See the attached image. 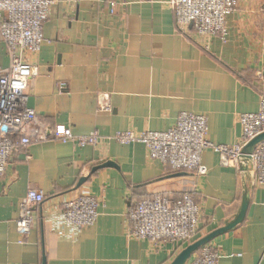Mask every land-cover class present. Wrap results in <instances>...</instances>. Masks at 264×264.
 I'll return each mask as SVG.
<instances>
[{"label": "crops", "instance_id": "crops-1", "mask_svg": "<svg viewBox=\"0 0 264 264\" xmlns=\"http://www.w3.org/2000/svg\"><path fill=\"white\" fill-rule=\"evenodd\" d=\"M169 1L51 5L40 49L26 55L36 73L25 93L28 107L53 135L39 141L32 134L0 178V264H40L43 255L46 264H170L188 244L234 220L244 196L243 220L208 243L219 252L217 264H264V189L239 169L220 165L213 149L203 150L207 172L198 175L150 159L142 143L103 140L80 147L56 137L66 128L102 136L164 131L181 112H192L207 118L213 145L239 142L238 116L256 112L264 90V0L237 1L226 16L225 41L198 36L190 25L179 28ZM8 64L0 39V66ZM104 94L110 112L99 109ZM106 162L112 164L101 166ZM28 188L45 199L33 208V227L22 238L16 219ZM84 192L98 199V216L76 229L62 219V208ZM184 194L202 210L194 241L156 246L128 235L131 202Z\"/></svg>", "mask_w": 264, "mask_h": 264}, {"label": "built area", "instance_id": "built-area-1", "mask_svg": "<svg viewBox=\"0 0 264 264\" xmlns=\"http://www.w3.org/2000/svg\"><path fill=\"white\" fill-rule=\"evenodd\" d=\"M238 0H170L175 23L179 28L191 26L198 36H215L225 41L228 36L226 16ZM55 0H0V39L4 43L9 64L0 66V178L5 174L11 155L26 148L32 134L37 140L52 138L49 129L37 113L28 107L25 90L29 79L36 73V66L26 60V55L39 51L44 40L42 27ZM259 76L260 75H256ZM99 104L101 111L110 112L108 95ZM241 137L234 146L213 145L207 139V118L192 112H181L173 126L164 131L127 130L110 136L96 132L74 134L66 128L56 136L62 143L77 146H95L103 140L119 144L142 143L150 159H156L175 172L204 175L207 168L201 161L205 148L219 155L222 166H232L248 174L253 186L264 189V140L250 151L246 145L264 132V90L256 112L240 113ZM44 194L28 188L16 219L18 234L25 238L34 224L33 208L41 205ZM98 199L90 193H81L66 200L62 219L76 229L94 224L98 216ZM128 235L148 240L158 246L163 241L179 244L194 241L199 234L202 210L190 194L180 197L153 195L128 205ZM219 252L209 243L194 253L191 264H217Z\"/></svg>", "mask_w": 264, "mask_h": 264}, {"label": "water", "instance_id": "water-1", "mask_svg": "<svg viewBox=\"0 0 264 264\" xmlns=\"http://www.w3.org/2000/svg\"><path fill=\"white\" fill-rule=\"evenodd\" d=\"M264 140V132L260 133L259 135H257L255 138H253L245 147L246 151H250L256 144L260 143L261 141ZM111 162H106L104 164H102L101 166H109L111 165ZM100 166V167H101ZM247 209V199L244 196L243 197V201H242V205L241 208L239 210L238 215L236 216V218L234 220H232L230 223H228L227 225L209 233L208 235L195 240L194 242L188 244L175 258L174 260L170 263V264H185L187 262V260L190 258V256L192 255L193 252H195L197 249H199L201 246L207 244L209 241H211L214 237H216L219 234H222L230 229H232L233 227H235L237 224H239L244 216H245V212ZM40 264H46V257L45 255L42 256V260Z\"/></svg>", "mask_w": 264, "mask_h": 264}]
</instances>
